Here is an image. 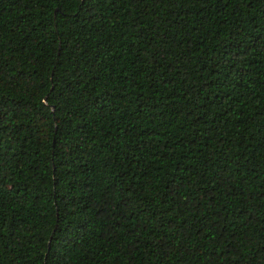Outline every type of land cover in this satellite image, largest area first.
<instances>
[{
  "label": "trees",
  "instance_id": "1",
  "mask_svg": "<svg viewBox=\"0 0 264 264\" xmlns=\"http://www.w3.org/2000/svg\"><path fill=\"white\" fill-rule=\"evenodd\" d=\"M0 264H264V0H0Z\"/></svg>",
  "mask_w": 264,
  "mask_h": 264
}]
</instances>
